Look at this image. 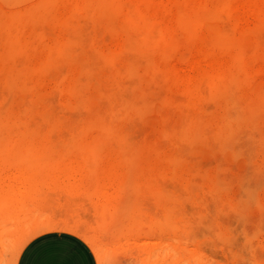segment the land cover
<instances>
[{"label":"rangeland","instance_id":"obj_1","mask_svg":"<svg viewBox=\"0 0 264 264\" xmlns=\"http://www.w3.org/2000/svg\"><path fill=\"white\" fill-rule=\"evenodd\" d=\"M38 1L0 0L7 24L0 26L3 235L14 239L32 220L48 219L77 226L74 233L86 240L90 235L102 264H111L112 253L118 264L146 258L264 264V104L250 108L264 98V0H229L191 28L177 24L182 13L197 4L212 9L221 0H120L123 12L138 7L152 20L157 48L149 62L130 51L136 33L123 28L121 12L105 17L84 9V0H50L48 18L27 20L22 13ZM7 38L16 39L18 55ZM63 43L68 53L59 54L55 47ZM237 50L239 80L230 95L238 105H231L210 97L208 82L235 69ZM47 58L49 66L40 69ZM130 62L138 63L136 80L125 72ZM125 102L136 107L124 110ZM112 110L120 113L112 124L117 131L81 133L95 115L106 118ZM25 124L33 133L22 132ZM225 124L229 131L216 133ZM184 126L193 138L177 135ZM128 222L142 229L139 243L146 248L129 252L113 242L115 230ZM0 264H10L8 254Z\"/></svg>","mask_w":264,"mask_h":264},{"label":"bare ground","instance_id":"obj_2","mask_svg":"<svg viewBox=\"0 0 264 264\" xmlns=\"http://www.w3.org/2000/svg\"><path fill=\"white\" fill-rule=\"evenodd\" d=\"M125 1V0H124ZM123 1V2H124ZM228 1L229 0H221V1H219L218 3H216V7L214 6H212V9L211 8H204L205 6H207V5H202L201 7H199V4H197L196 6H190V9H189V11L187 10V12L186 13H182V15L181 16H179V19H178V16H177V24L178 25H180V27L182 26H184V27H186V26H188V27H194L196 24H199L202 20H205L206 19V16H212V15H215V13L217 12V9H222V8H227L228 7ZM29 2H31V1H29ZM239 2V1H238ZM237 2V3H238ZM241 3V2H240ZM30 6L28 7V5H27V7L28 8H26L25 10H26V14H23L22 13V15H23V17H25V15H26V17L25 18H27V20L29 19H32V18H38V17H40V16H44L45 14H47V15H45V17H47L48 15H51V13H49V12H51V11H49V8L51 7V9H53L54 7H52V6H54V5H52V6H50L49 7V5H50V0H39L37 3L35 2L34 4L35 5H33V3H32V5L30 4V3H28ZM54 4V3H53ZM121 2H120V0H94L93 2H90L89 0L87 1V0H84L83 2H82V4H81V6L84 8V9H86V8H90V7H92L91 8V10L92 9H94L93 10V12L94 13H98L99 15L100 14H104V16L105 17H108L110 14H115V13H112L113 11H119V12H121V14H122V20H123V22H124V26H123V24H122V26H123V28L124 29H126L127 27L128 28H130L131 30H133L132 32L134 33H136V34H133V35H131L130 37L132 38L131 39V42H129L130 44L128 45V46H130V51L133 53V55H134V53L135 54H140L141 56L140 57H145V55H146V57L148 56V58H146L145 57V59L146 60H148L149 58H150V56H149V53L151 54V52L150 51H152V48L155 46L156 48H157V45L155 44V43H157V41H155V43L153 42L154 40L153 39H155V40H157L156 38H154V36H152V34H154V33H156V32H152L151 31V29H152V27H150V25H151V22L149 23V21L151 20V18H146V16L144 15V13H142L140 10V8H138V7H136V8H130V7H126V8H128L129 10H127V9H125V11L123 12L121 9ZM180 6V5H179ZM209 6V5H208ZM177 7V6H176ZM180 8V7H179ZM197 8V9H196ZM140 9V10H139ZM151 10V9H150ZM176 10V9H175ZM83 11V10H82ZM1 12H3V11H1ZM181 12V11H180ZM183 12V11H182ZM49 13V14H48ZM227 13V12H226ZM84 14H86V13H84ZM177 14V13H176ZM90 15V14H89ZM111 16V15H110ZM115 16V15H114ZM147 16H149V15H147ZM14 17H16V16H14ZM18 17V16H17ZM22 16H20L19 17V20L18 21H23L22 19H20ZM45 17H43L44 19H46ZM88 17V16H87ZM112 17V16H111ZM217 17V16H216ZM48 18V17H47ZM5 19H6V16H3L2 14H0V20H1V22L0 23H2V24H0V26L2 25V26H6L7 24H6V22H5ZM8 19V18H7ZM13 19H15V18H13ZM88 19V18H87ZM115 19V18H114ZM2 20H3V22H2ZM12 20V19H11ZM41 20V19H40ZM149 20V21H148ZM20 21V22H21ZM25 21H26V19H25ZM36 21V20H35ZM38 21V20H37ZM152 21V20H151ZM24 22V21H23ZM28 22V21H27ZM123 22H121V23H123ZM155 22V21H154ZM203 22V21H202ZM10 22H8V25H10L9 24ZM12 23V22H11ZM30 23V22H29ZM38 23V22H37ZM71 23V22H70ZM120 23V24H121ZM213 23V22H212ZM15 24V23H14ZM153 25H154V23H152ZM36 25V24H35ZM152 25V26H153ZM216 25V24H215ZM13 26V25H12ZM159 26V25H158ZM154 27H155V25H154ZM179 27V26H178ZM151 28V29H150ZM79 29V28H78ZM120 29V31H121V28H119ZM81 30V29H80ZM158 30V29H157ZM224 30V29H223ZM126 31H128L127 29H126ZM182 31V30H181ZM188 31V30H187ZM222 31V30H221ZM4 32V31H3ZM68 32V31H67ZM2 33V32H1ZM1 33H0V35H1ZM218 33V32H217ZM6 34V33H5ZM45 34V33H44ZM74 34V33H73ZM158 34V33H157ZM75 35V34H74ZM134 35H136V36H134ZM187 35H190V34H187ZM223 35V34H222ZM7 36V35H6ZM10 36V35H9ZM19 36V35H18ZM18 36H16L17 37V39H19V41H20V38H18ZM129 36V35H128ZM127 36V37H128ZM13 36H11V38H12ZM135 39H134V38ZM4 38V37H3ZM1 39V38H0ZM10 39V38H9ZM128 39H130V38H128ZM161 39V38H160ZM176 39V38H175ZM221 39H222V37H221V34L220 33H218L217 35H216V41L217 42H219V41H221ZM10 40H12V39H10ZM9 40V41H10ZM23 40V39H22ZM83 40V39H82ZM126 40V39H125ZM153 40V41H152ZM172 40V39H171ZM208 40V39H207ZM214 40V39H213ZM235 40V39H234ZM14 42H12V44L11 43H9L8 42V38H7V42L9 43V44H11L12 45V50H9V47H8V50L9 51H11V54L13 53V54H15V52L18 50V48H17V46H16V39H14L13 40ZM75 41V40H74ZM170 41V40H169ZM215 41V42H216ZM226 41H227V39H226ZM1 42H3L2 43V45L4 44V39H1ZM153 42V43H152ZM172 42H174L173 40H172ZM175 42H176V40H175ZM174 42V43H175ZM210 42V41H209ZM207 43L208 45L210 44V43ZM21 43V42H20ZM171 43V42H170ZM206 43V42H205ZM226 43V42H225ZM81 44V43H80ZM126 44V43H125ZM154 44V45H153ZM221 44V43H220ZM8 45V44H7ZM23 45H24V43H23ZM164 45V44H163ZM240 45V44H239ZM25 46V45H24ZM69 46V45H68ZM82 46V45H81ZM172 46V45H171ZM234 46V45H233ZM241 47V46H240ZM0 48H1V46H0ZM5 48V47H4ZM56 51H57V53H59V54H64L65 52H66V50H67V48H66V44L65 43H63L62 45L60 44V45H57L56 47ZM54 48V49H55ZM79 48H80V46H79ZM156 48H154V49H156ZM165 48V47H164ZM167 48V47H166ZM226 48V47H225ZM239 48V47H238ZM71 49V48H70ZM83 49V48H82ZM129 49V48H128ZM169 49V48H168ZM241 49V48H240ZM239 49V50H240ZM4 50H6V49H4ZM21 50V49H20ZM135 52H134V51ZM160 50H161V48H160ZM239 50H237V52H236V57H235V62H234V68L235 69H233V70H230L227 74H225L224 76H222L221 75V77H219V76H217V77H214V78H210V80H209V82H208V86H209V88H210V90H211V96H210V94H209V96L210 97H212V98H214V99H216V100H218V101H225L227 104H231V105H235L236 103H237V101L235 100V98H233L231 95H230V91H231V89H232V87L234 86V84L239 80V73H240V59L242 58V57H240L241 56V53H240V55H238L237 53H238V51ZM122 51V50H121ZM163 51V50H162ZM165 51V50H164ZM21 52H22V50H21ZM20 52V53H21ZM124 52V51H123ZM243 52V51H242ZM17 54L16 55H18V53L19 52H16ZM48 53H50V52H48ZM66 53H68V52H66ZM125 53V52H124ZM0 54H1V52H0ZM9 54V53H8ZM10 54V55H11ZM74 54V53H73ZM102 54V53H101ZM131 54V53H130ZM235 54V53H234ZM3 55V54H2ZM10 55H8V57H10ZM15 55V56H16ZM52 55V54H51ZM51 55H49L50 57H51ZM138 55H136V56H138ZM142 55H144V56H142ZM243 55V54H242ZM58 56V55H57ZM103 56V55H102ZM132 56V55H131ZM131 56H129V57H131ZM135 56V55H134ZM135 56V57H136ZM125 57V56H124ZM128 57V58H129ZM240 57V58H239ZM15 58V57H14ZM107 59H108V61H110L111 59H110V57H106ZM105 58V59H106ZM116 58V57H115ZM139 58V57H138ZM9 59V58H8ZM8 59H7V61H8ZM52 59V58H51ZM102 59V58H101ZM106 59V60H107ZM127 59V58H126ZM144 59V58H143ZM13 59H11V61H12ZM113 60V59H112ZM133 60H134V58H133ZM150 60V59H149ZM149 60H148V62H149ZM43 61H44V59H43ZM91 61V60H90ZM151 61V60H150ZM6 62V61H5ZM131 62H132V60H131ZM130 62V63H131ZM140 62V61H139ZM147 62V61H146ZM145 62V63H146ZM146 63L147 65H146V67L147 66H151V64L150 63ZM108 63V62H107ZM110 63V62H109ZM141 63V62H140ZM242 63V62H241ZM3 64H6V63H3ZM43 64V66H41ZM49 64H50V61H49V59L47 58V60L43 63H41V62H39V67H40V69H42L43 67L45 68V67H47V66H49ZM117 64V63H116ZM132 65L134 64V62L133 63H131ZM131 64H127L128 66L126 67V74L127 75H130V77L132 76V75H135L134 73L136 72L137 73V71H135V67H137V62H135V64L134 65H136V66H132ZM141 64H144L143 62L141 63ZM141 64H140V66H141ZM84 65V64H83ZM82 65V66H83ZM86 65V64H85ZM84 65V66H85ZM110 65V64H109ZM244 65V64H243ZM5 66V65H4ZM89 66V65H88ZM104 67H105V65H104ZM122 67V66H121ZM120 67V68H121ZM3 68V67H2ZM5 68H6V66H5ZM5 68H3V69H5ZM7 68H9V66L7 67ZM27 68H29V67H27ZM50 68V67H49ZM97 68V67H96ZM155 68V67H154ZM242 68V67H241ZM10 69V68H9ZM19 69V68H18ZM21 69V68H20ZM32 68H29V70H31ZM146 69H148V67L146 68ZM150 69V68H149ZM24 70V69H23ZM87 70V69H86ZM122 70H124V69H122ZM48 71V70H47ZM89 71H90V69H89ZM108 71V70H107ZM93 72V71H92ZM95 72V71H94ZM2 73V72H1ZM4 73V72H3ZM21 73V72H20ZM87 73V72H86ZM122 73V72H121ZM151 73V72H150ZM149 73V74H150ZM7 74V73H6ZM22 74V73H21ZM21 74H19L20 76H21ZM154 74V73H153ZM5 75V74H4ZM90 75V74H89ZM137 75V74H136ZM134 76V79L136 80V78H137V76ZM19 77V76H18ZM129 77V78H130ZM136 77V78H135ZM11 78V77H10ZM22 78V77H21ZM79 78V77H78ZM113 78V77H112ZM14 78H12V79H10V81L11 80H13ZM127 79V78H126ZM141 79V78H140ZM133 80V78H131V81ZM6 81V80H5ZM25 81V80H24ZM23 81V82H24ZM118 81V80H117ZM134 82V81H133ZM25 83V82H24ZM112 83H113V81H112ZM118 83V82H117ZM136 83H138L137 81H136ZM238 83V82H237ZM79 84H80V82H79ZM26 85H27V82H26ZM76 85H78V84H76ZM76 85H74L73 84V86H72V88L73 89H75V86ZM82 85V84H81ZM132 85V84H131ZM134 85H135V83H134ZM23 86V85H22ZM30 86H32V85H30ZM111 86V85H110ZM137 86V85H136ZM136 86H134V87H136ZM13 88V87H12ZM20 88H22V87H20ZM24 88H26L25 86H24ZM79 88V87H78ZM77 88V89H78ZM110 88V87H109ZM108 88V89H109ZM130 88V87H129ZM128 88V89H129ZM121 89V88H120ZM133 89V88H132ZM234 89V88H233ZM71 90V89H70ZM76 90V89H75ZM97 90H99V88L97 89ZM127 90V89H126ZM17 91V90H16ZM25 91V90H24ZM27 91V90H26ZM258 91V90H257ZM22 92V91H21ZM71 92H73V90L71 91ZM78 92V91H77ZM103 92V91H102ZM253 92V91H252ZM74 93H76V91H74ZM105 93V92H104ZM116 93V92H115ZM122 93V92H121ZM209 93V92H208ZM257 93V92H256ZM76 94H78V93H76ZM255 94V93H254ZM115 95V94H114ZM124 95V94H123ZM237 95V94H236ZM107 96V95H106ZM235 96V95H234ZM239 96V95H238ZM80 97V96H79ZM122 98H124V97H122ZM103 99H105V98H103ZM127 99V98H126ZM239 99V98H238ZM253 99V98H252ZM101 100V99H100ZM118 100V99H117ZM120 100V99H119ZM124 100H125V98H124ZM138 100V99H137ZM81 101V100H80ZM79 101V102H80ZM82 101H85L84 99L82 100ZM136 101V100H135ZM142 101H144V100H142ZM239 101V100H238ZM30 102V101H29ZM33 102V101H32ZM38 102V101H37ZM242 102V104H243V101H240V103ZM31 103V102H30ZM29 103V104H30ZM81 103V102H80ZM84 103V102H83ZM135 103V102H134ZM146 103V102H145ZM28 104V105H29ZM107 104H108V102H107ZM139 104V103H138ZM137 104V105H138ZM264 104V98H262V97H258L257 98V100L256 101H254V103H252L251 105H250V108H253V107H255V106H258V105H263ZM30 105H32V104H30ZM82 105V104H81ZM88 105H89V103H88ZM91 105V104H90ZM115 105V104H114ZM134 104L132 103H127V102H125V103H123V106L122 105H120V106H122L123 107V109L124 110H128V109H130V108H132V106H133ZM236 105H238V103L236 104ZM240 105V104H239ZM246 105V104H245ZM249 105V104H248ZM83 106V105H82ZM119 106V109L121 110V107ZM148 106V105H147ZM227 106V105H226ZM91 107V106H90ZM107 107V106H106ZM134 107H136V106H133V108ZM229 107V108H228ZM227 107V109L226 110H230V105ZM234 108L236 107V106H233ZM30 108H31V106H30ZM95 108V107H94ZM146 108V107H145ZM232 108V107H231ZM240 108L242 109V107L240 106ZM96 109V108H95ZM119 109L117 110V111H119ZM136 109V108H135ZM144 109V108H143ZM238 109V108H237ZM137 110H138V108H137ZM228 110V111H229ZM235 110V109H234ZM240 110V109H239ZM239 110H237V111H239ZM255 111V110H254ZM262 111V110H261ZM136 112H138V111H136ZM141 112V111H140ZM226 112V111H225ZM231 112V111H230ZM241 112V111H240ZM229 113V112H228ZM237 113H239V112H237ZM254 113V112H253ZM257 113V112H256ZM258 113H259V111H258ZM116 114H119L120 115V113L118 112H115V110L113 111H110V113H109V115H108V117H106L105 118V116L104 117H101V116H99V115H95V117H93L92 119H90L89 121H87V123H86V125H85V127L84 128H82L81 127V133H83V131H93V130H95V131H101V132H115V131H117L115 128H116V126H113L112 124L114 123V121L117 119V115ZM124 114H125V112H124ZM124 114H122V115H124ZM237 115V114H236ZM242 115V114H241ZM251 115H253L254 116V114H251ZM257 115V114H256ZM116 116V117H115ZM226 116V115H225ZM228 116V115H227ZM229 116H230V114H229ZM4 117V115L0 112V128H1V125L3 124V118ZM115 117V118H114ZM187 117V116H186ZM224 117V116H223ZM256 117V116H255ZM28 118V117H27ZM114 118V120H113V122H112V119ZM119 118V117H118ZM194 118V117H193ZM200 118V117H199ZM228 118V117H227ZM248 118V117H247ZM187 119V118H186ZM195 119V118H194ZM251 119V118H250ZM249 119V120H250ZM192 120V119H191ZM242 120V119H241ZM243 121V120H242ZM201 122V121H200ZM247 122V121H246ZM184 123V122H183ZM197 123V125H198V122H196ZM190 124V123H189ZM188 124V125H189ZM204 124V123H203ZM177 125H179V124H177ZM200 125V124H199ZM206 126H207V124H205ZM183 126V125H182ZM204 126V125H203ZM41 127V126H40ZM173 127V126H172ZM177 127V126H176ZM190 127V129L192 130V128L191 127H193V124H192V126L190 125L189 126ZM189 127L187 126V127H185L184 126V128L183 127H181L180 128V130L177 132V135L178 134H181V137L182 136H185L186 138H187V136H188V139L190 138L189 136H191L192 137V135H191V131L189 130ZM197 127V126H196ZM195 127V128H196ZM239 127V126H238ZM11 128V127H10ZM204 128V127H203ZM206 128V127H205ZM197 129V128H196ZM223 129H226L227 130V132L229 131L228 129H229V125L228 124H225L224 126H222V127H218V131L216 130V133L217 132H219V131H221V130H223ZM79 130V129H78ZM209 130H210V128H209ZM230 130H231V128H230ZM244 130H245V127H244ZM9 131H11V129L9 130ZM8 131V132H9ZM23 131H25V132H27L28 134H31V133H33V130L29 127V126H27L26 124H25V126L22 128V132ZM192 131H195L196 132V130L193 128V130ZM232 131V130H231ZM199 132V131H198ZM198 132H196V134L198 133ZM201 132V131H200ZM230 133V132H229ZM238 133V132H237ZM220 134V133H219ZM219 134H216V135H218L219 136ZM26 135V134H25ZM115 135V134H114ZM199 135V134H198ZM221 135V134H220ZM227 135H228V133H227ZM234 135V134H233ZM217 136V137H218ZM225 136H226V133H225ZM114 137V136H113ZM185 137H182V138H184V140H185ZM220 137V136H219ZM223 137H224V134H223ZM222 137V138H223ZM121 138V136L119 137V139ZM193 138V137H192ZM221 138V139H222ZM233 138V137H232ZM232 141V140H231ZM99 142V141H98ZM227 142V141H226ZM100 143V142H99ZM217 143V142H216ZM223 143V142H222ZM228 143V142H227ZM226 143V144H227ZM92 146H93V144H92ZM228 146V145H227ZM231 146V144L229 145V147ZM221 147V146H220ZM228 147V148H229ZM224 148V147H223ZM226 148V147H225ZM26 191V190H25ZM31 199V198H30ZM30 201V200H29ZM141 216V215H140ZM37 218H39V217H37ZM125 218V217H124ZM33 219V218H32ZM116 219V218H115ZM147 219V218H146ZM116 220H118V219H116ZM120 221V220H119ZM118 221V222H119ZM146 221V220H145ZM118 222H113V223H118ZM121 222H123V221H121ZM144 222V221H143ZM118 224H121V223H118ZM117 225V224H116ZM112 226H115V225H113L112 224ZM57 227H59V228H63V229H67V230H73V231H78V230H80L77 226H74V225H70L69 223H66V222H57V223H55V222H52V221H50V220H48V219H44V220H39V219H35V220H32V222L31 223H29V225H27L25 228H23V229H21L20 231H18L17 232V234H16V236H15V241H16V248H17V250L20 248V246L21 245H23L24 243H25V241L26 240H28L32 235H34V234H36V233H39V232H43V231H48V230H51V229H53V228H57ZM0 228H1V226H0ZM35 229V231H33ZM120 230V229H119ZM117 231V230H115V232H117L116 233V235H113L114 236V239H113V242H115V243H117L118 245H120L119 247H122V249L121 250H125V249H132V250H134V248H146V243H143V244H141V243H139V239H141L140 238V234H141V232H142V229H140V227L139 226H131L130 225V222H128L126 225H124L123 227H122V229L120 230V231ZM93 233V232H92ZM114 233V232H113ZM94 234V233H93ZM97 234V233H96ZM90 236V235H89ZM88 236V241L89 242H93L94 240H92V238L91 237H89ZM111 236V235H110ZM113 236H111L112 238H113ZM111 237H110V241H111ZM0 238H2V231H0ZM143 240V239H142ZM115 243H114V245H115ZM117 245V246H118ZM143 246V247H142ZM112 247V246H111ZM114 247V246H113ZM119 247H118V249H119ZM165 247V246H164ZM115 248L117 249V247H116V245H115ZM161 248V246H159L158 247V249H160ZM166 248V247H165ZM117 249V250H118ZM128 249V250H129ZM111 250H112V248H111ZM127 250V251H128ZM131 250V251H132ZM113 251V250H112ZM115 251V250H114ZM159 250H157V252H158ZM129 252H130V250H129ZM159 253H161V254H163L164 252H159ZM160 254V255H161ZM151 255H153V254H151ZM165 260L167 259H171V256H162ZM153 258V257H152ZM157 258V257H156ZM179 262V261H178ZM177 262V263H178ZM110 263L111 264H118V261H117V257H116V253H112V255H111V259H110ZM172 263H173V261H172ZM182 263V261H180V264ZM183 263H184V261H183ZM134 264H156V260L155 259H151V258H146V259H142V260H137Z\"/></svg>","mask_w":264,"mask_h":264},{"label":"crops","instance_id":"obj_3","mask_svg":"<svg viewBox=\"0 0 264 264\" xmlns=\"http://www.w3.org/2000/svg\"><path fill=\"white\" fill-rule=\"evenodd\" d=\"M72 231V232H70ZM73 230H49L25 241L17 250L15 236L0 238V261L8 254L10 264H102L92 248L94 242ZM80 233V232H79ZM23 247V248H22Z\"/></svg>","mask_w":264,"mask_h":264}]
</instances>
